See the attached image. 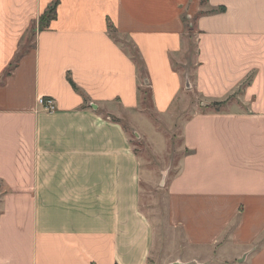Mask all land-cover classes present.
I'll return each mask as SVG.
<instances>
[{"label":"crops","instance_id":"1","mask_svg":"<svg viewBox=\"0 0 264 264\" xmlns=\"http://www.w3.org/2000/svg\"><path fill=\"white\" fill-rule=\"evenodd\" d=\"M144 84L159 115L197 99L166 185L176 264H264V0H0V264H147L119 120Z\"/></svg>","mask_w":264,"mask_h":264},{"label":"rangeland","instance_id":"2","mask_svg":"<svg viewBox=\"0 0 264 264\" xmlns=\"http://www.w3.org/2000/svg\"><path fill=\"white\" fill-rule=\"evenodd\" d=\"M186 26L188 34L193 37V24L187 22ZM119 39L128 44V49L135 52L124 38ZM32 40L33 35L29 32L24 38L25 43H22L20 51L29 47ZM190 49L187 52V64L189 65L195 55L194 43ZM144 90H146L144 105L135 111L122 112L119 120L126 127L130 142L141 161L140 207L151 217L156 229V245L147 264H167L174 261L177 263L175 259L178 254L177 241L181 237L178 231L168 225L166 185L169 177L176 172L179 161L186 152L181 139V125L189 115V109H185V105L190 106L197 99L193 95L185 100L179 98L175 100L172 111L159 115L152 110L146 84H144ZM182 101L185 102L184 105ZM156 130H158L157 135Z\"/></svg>","mask_w":264,"mask_h":264},{"label":"trees","instance_id":"3","mask_svg":"<svg viewBox=\"0 0 264 264\" xmlns=\"http://www.w3.org/2000/svg\"><path fill=\"white\" fill-rule=\"evenodd\" d=\"M57 1H55L49 8L46 10L39 18V29H43L44 27L48 26L49 21L54 18L55 16V7H56ZM212 12V10L210 11ZM111 27V26H110ZM70 84L75 87V84L72 82L70 78H68Z\"/></svg>","mask_w":264,"mask_h":264},{"label":"built area","instance_id":"4","mask_svg":"<svg viewBox=\"0 0 264 264\" xmlns=\"http://www.w3.org/2000/svg\"><path fill=\"white\" fill-rule=\"evenodd\" d=\"M38 103L42 105L48 111L54 110L55 108L53 100L49 97H44V96L39 97Z\"/></svg>","mask_w":264,"mask_h":264},{"label":"water","instance_id":"5","mask_svg":"<svg viewBox=\"0 0 264 264\" xmlns=\"http://www.w3.org/2000/svg\"><path fill=\"white\" fill-rule=\"evenodd\" d=\"M176 262H174V263H170V264H175Z\"/></svg>","mask_w":264,"mask_h":264}]
</instances>
